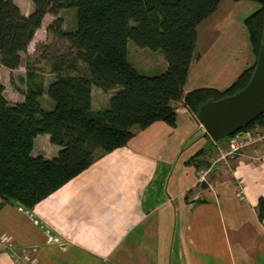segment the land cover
<instances>
[{
  "label": "crops",
  "instance_id": "0c3cea01",
  "mask_svg": "<svg viewBox=\"0 0 264 264\" xmlns=\"http://www.w3.org/2000/svg\"><path fill=\"white\" fill-rule=\"evenodd\" d=\"M259 8L252 1L222 0L198 27L199 58L185 94L225 90L254 64L245 20ZM32 10L20 11L27 16ZM51 22L46 15L34 36L37 43ZM128 47L129 61L138 68L131 52L140 49ZM166 69L164 59L162 70L153 73ZM112 94L92 88L91 109L108 106ZM174 106L176 126L155 122L135 129L124 148L96 150L88 169L32 210L0 199V239H8L15 251H32L33 264H264V221L257 209L264 198V152H259L264 142L230 161L231 169L230 162L220 161L210 185L196 188L203 166L216 161L222 147L227 150L228 139L215 145L181 101ZM59 150L48 135H39L31 156L50 160ZM201 150L203 163L187 164ZM0 264L17 263L0 251Z\"/></svg>",
  "mask_w": 264,
  "mask_h": 264
},
{
  "label": "trees",
  "instance_id": "16d2710c",
  "mask_svg": "<svg viewBox=\"0 0 264 264\" xmlns=\"http://www.w3.org/2000/svg\"><path fill=\"white\" fill-rule=\"evenodd\" d=\"M30 1L33 10L25 16L14 0H0V65L11 71L20 67L21 56L46 15L55 17L47 31L66 42L73 57L68 62L63 57L51 61L55 77L45 89L35 82L36 72L26 67L23 102L9 105L0 84V199L27 211L88 169L96 150L107 154L124 148L135 129L145 130L155 122L176 126V102L184 100L198 114L208 101L245 89L264 39V0H232L260 5L245 20L254 64L225 90L198 88L185 94L191 65L199 58L198 27L222 0ZM68 9L75 10V26L66 31L59 14ZM129 42L161 52L166 71L155 77L142 75L129 61ZM78 64L84 66L82 72L67 74ZM92 88L113 91L106 109H91ZM43 94L52 101L51 109L41 106ZM255 127H264V115L244 131ZM39 135H48L50 143L60 148L55 158L31 156ZM202 153L187 164H202ZM257 209L264 221V198Z\"/></svg>",
  "mask_w": 264,
  "mask_h": 264
},
{
  "label": "rangeland",
  "instance_id": "374dc122",
  "mask_svg": "<svg viewBox=\"0 0 264 264\" xmlns=\"http://www.w3.org/2000/svg\"><path fill=\"white\" fill-rule=\"evenodd\" d=\"M14 3L18 6L20 10L21 9L25 10L27 7H31V8L33 7L30 0H14ZM59 17L61 18L60 26L62 30L69 31L74 28L75 26V10L74 9H68V10H64L60 12ZM47 21L49 22L48 24H50V22L52 21L51 15H47ZM47 26L48 25L45 24V27ZM39 33H40L39 37H41L42 39L39 42H42V43H37L38 36L34 38L30 47L27 50V53L22 54L21 56L22 62H21L20 67L17 70L11 71L0 65V84L4 88L3 96L7 100L9 105L16 104L21 99H24L23 93L26 88V82H25L26 67H30L32 71L36 72L35 82L42 83L43 88L45 89L47 85L51 83V81L55 77L53 74V70H54L53 64H52L53 62L51 61L54 58L60 59V57H63L65 58L64 61L68 62L71 59V57H73V55L71 54V49L69 48L68 44L60 40L56 35H53L52 32H48L45 28H43L41 29ZM129 46H130V50L132 49V47H135V48L137 47L133 42H129ZM139 49L140 50L134 49L131 52L132 61L134 64L138 66V68L136 67V69L142 75H145L148 77H155V76L160 75L158 73H153V72H159L160 70H162V61H164L165 59L163 54L159 51L155 52L149 49H141V48ZM128 50H129V47H128ZM67 55H70V56L66 57ZM83 69H84V66L82 64H78L76 71L72 72L69 70L67 71V74L78 75L79 74L78 71L82 72ZM181 102L185 107H187L184 100H181ZM40 104L43 108L48 109V108H51L52 101L45 94H43L42 97L40 98ZM105 106L101 108V110L106 109L107 106L106 107ZM176 111H177V108H176ZM229 138L227 139L229 140ZM222 141L214 142V144L215 145L219 144ZM263 142L260 143L259 145H256L255 147L257 146L260 147L261 144H263ZM250 147L252 146L245 148L242 153H244ZM261 147L262 149L264 148V146H261ZM262 149L259 150L260 153L264 152V150ZM222 151L223 152L226 151V146L222 147ZM216 158L221 159V156H219V158L218 157ZM235 159H237V157ZM233 163L230 164L229 168L232 167ZM209 165L206 164V166H203V169L207 168ZM209 185H210V182H209ZM209 185L208 184H202V185L198 184L196 188L201 187L202 189L205 190L207 187H204V186H209Z\"/></svg>",
  "mask_w": 264,
  "mask_h": 264
},
{
  "label": "water",
  "instance_id": "95a60500",
  "mask_svg": "<svg viewBox=\"0 0 264 264\" xmlns=\"http://www.w3.org/2000/svg\"><path fill=\"white\" fill-rule=\"evenodd\" d=\"M264 115V39L249 84L239 93L202 105L197 117L214 142L248 128Z\"/></svg>",
  "mask_w": 264,
  "mask_h": 264
},
{
  "label": "built area",
  "instance_id": "2783aa9c",
  "mask_svg": "<svg viewBox=\"0 0 264 264\" xmlns=\"http://www.w3.org/2000/svg\"><path fill=\"white\" fill-rule=\"evenodd\" d=\"M188 111H191L188 107H186ZM193 116L198 120L197 114L193 113ZM263 129L259 127H255L250 130H241L237 132L234 136H231L228 140L227 150L221 153V159H217L212 164H210L207 168L203 169L200 173L198 184H208L209 185V177L213 174L215 166L220 162H224L226 165L236 157L240 156L243 150L249 146H256L263 142L264 140V127ZM197 184V185H198ZM241 188V186L239 187ZM19 210H22L19 208ZM52 238L49 239V241ZM54 243L59 244L57 239L53 240ZM0 251L6 252L10 255V257L17 264H33L31 261V253L32 251L23 249L21 251H15L13 249L12 244L5 237L0 239Z\"/></svg>",
  "mask_w": 264,
  "mask_h": 264
}]
</instances>
